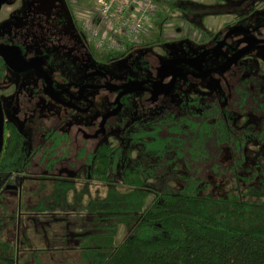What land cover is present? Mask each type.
Instances as JSON below:
<instances>
[{
    "label": "trees",
    "instance_id": "trees-1",
    "mask_svg": "<svg viewBox=\"0 0 264 264\" xmlns=\"http://www.w3.org/2000/svg\"><path fill=\"white\" fill-rule=\"evenodd\" d=\"M257 1L262 0L160 1L148 44L128 45L97 64L123 65L131 54L142 60L137 52L150 46L171 56L202 57L204 48L190 38L178 39L181 44L164 40L161 25L178 20L202 30L207 16L229 12L240 21L257 11ZM261 62L245 70L230 96L178 83L171 95L176 105L139 106L122 99L115 144L103 143L87 155L75 178L79 184L73 178L48 188L55 206L65 202L70 210L84 211L85 228L95 225L102 233L85 238L82 261L264 264V54ZM1 124L0 180H7L30 163L18 131L12 124L7 128L3 115ZM120 226L127 235L116 244Z\"/></svg>",
    "mask_w": 264,
    "mask_h": 264
},
{
    "label": "flooded vegetation",
    "instance_id": "flooded-vegetation-1",
    "mask_svg": "<svg viewBox=\"0 0 264 264\" xmlns=\"http://www.w3.org/2000/svg\"><path fill=\"white\" fill-rule=\"evenodd\" d=\"M14 1L2 0V3H13ZM262 1L260 3L263 7H257V11L264 9ZM21 4L12 11L8 19L0 22L2 24L0 25V47L17 50L20 57L31 66L30 70L17 72L10 68L0 57V94L6 95L10 91L17 95L19 103L18 118L21 119V122H24V119L27 118L21 113L36 108L41 102L53 101L62 107H70L71 112L78 110L85 113L89 111V105L85 109L79 110L75 104V101L90 104L85 97V89L104 90L110 93L103 97L104 102L108 105L103 117L81 129L72 128L69 131H63L61 128L62 120H57L52 115H46L33 127V131L27 139L18 125L7 121L3 117L7 128L12 124L20 134L22 148L28 155L30 165L26 171L13 172L7 180H0V264H51L53 263L51 253L57 250L63 253L65 249L66 252L75 250L81 254V246L87 243L85 238L92 234L98 235L99 231L95 225L85 228V224L81 220L85 217V214L83 215L82 212L75 211V209L70 210V207L64 205L65 202L59 203V207L55 206L49 191H53L54 187L63 186L65 182L71 181L73 178L79 184L80 180L75 178L84 165L87 155L93 153L103 143L111 142L115 144L114 125L117 115L123 109L122 99L128 97L131 102L139 106H144V104L176 105L171 100V95L175 92L178 83L191 90L200 88V90L214 94L217 97L224 94L230 96L234 87L238 85L239 79L245 75V70L257 66L253 63V60L256 57L260 59L263 57V45H255L230 68L225 71L221 69L228 59L248 46L245 40L264 41V25L258 27L257 33L254 32L257 29L256 26H249L246 34H244V29L236 28L237 24L244 22L251 13L246 14V17H243L242 20L235 21L232 26H226L222 31L209 34L203 31L205 40L199 45L204 48V56L198 58L193 57V55L190 57L184 56L185 54L183 56H171L166 51L165 56L171 60L165 64L161 61V64L153 72L149 61L145 58L146 54L140 50L137 53L143 55L142 60L132 56V54L128 56L130 57L129 65L136 63L137 69L130 68L132 71L146 68L150 78H143L142 73H140V76L138 75V79L126 76V84H131L113 87L109 83H103L107 80V76L104 74V68L107 64H104V66L98 65L97 61L91 56L93 51L86 46V38L76 21L73 20L75 25L74 35L76 36L74 40L61 30L64 23L62 19L55 20L53 15L39 12L31 13V11L23 8ZM248 10L247 8L242 9L246 12ZM55 22L57 23L56 30H54ZM252 34H256V36L250 37ZM178 39L168 42L181 44ZM253 49H259L260 52L249 56ZM86 51H88L87 54ZM190 53L192 54V51ZM55 56H57L59 62L68 63L73 72H79L78 80L71 81L68 86L60 85L67 82L66 79L69 77V73H62V67L55 66ZM177 60L189 62L179 63L175 65V68L164 70L166 64ZM192 61L193 63H191ZM207 61H218L220 67L202 72ZM261 63L259 66L263 65ZM125 64L127 63L125 62ZM181 65L190 68L191 72L183 71L180 68ZM175 69L179 71L176 74ZM236 70H239L236 74L237 83L233 87H228L224 78ZM29 71L35 72L38 76L37 82L29 90H25L23 86H16L12 78L9 77V74L23 75ZM217 73L221 74L219 94L212 92L209 87L199 83L202 77ZM93 76L99 77L101 83L96 86H85L83 80ZM171 82H173L172 87L168 90ZM130 85H140V87L125 88ZM75 88L79 91H75ZM125 91L126 93H123ZM62 96L67 100L62 99ZM0 107L3 114V104L1 102ZM51 120L56 121V124L51 123ZM73 133L75 137L72 138L71 134ZM78 136L81 137L80 143L76 139ZM87 142L93 143L94 147L87 150ZM74 152L75 154H73ZM56 211H60V224H63L62 229H58L60 231L59 235L56 236L60 239V242L62 241V246H59V249H52L50 245H52L51 239L54 235L50 237L51 227H53L51 219L58 214ZM75 216L79 219H76ZM66 223H68V226H66ZM37 237H39V241L44 243L45 248L42 250L36 248L35 239Z\"/></svg>",
    "mask_w": 264,
    "mask_h": 264
},
{
    "label": "rangeland",
    "instance_id": "rangeland-1",
    "mask_svg": "<svg viewBox=\"0 0 264 264\" xmlns=\"http://www.w3.org/2000/svg\"><path fill=\"white\" fill-rule=\"evenodd\" d=\"M201 3H204L206 5L214 3L215 0H199ZM22 3V4H21ZM77 6L80 8H76V11H73L70 6V3L68 0H15L13 3H8L4 2L1 3L0 5V22L3 20L8 19V17L11 15L12 11L21 4L23 8L26 10L31 11V13L34 12H39L42 14H47V15H53L54 19H62L63 20V26L61 27L62 31L64 34H66L69 38L71 39H76V36L74 35L75 32V25L74 21L77 22V24H81V21H77L78 15L80 16V19L83 21L86 19V15L88 17V11H91V8L94 7L93 0H78L76 1ZM69 4V5H68ZM2 6V7H1ZM256 7L261 8L263 5L260 3V1L257 2ZM237 14L236 13H224L220 16H207L204 22L202 23V30L199 31H194L192 34H194V38L198 36L199 32L205 31L207 34L209 33H214V32H219L222 31L226 26H232L235 24ZM74 20V21H73ZM178 21V20H177ZM176 21H171V24H176L177 26L179 24L175 23ZM0 25H2L0 23ZM57 23H54V30H56ZM264 25V10H259L257 12L252 13L247 19L242 22L241 24H237L236 28L244 29V34L247 33L249 30V26H256L257 29L254 30L255 33L258 32V27ZM198 30V29H197ZM170 30H167V34L169 36ZM156 33V31H155ZM154 36V32L152 33ZM151 35V37H152ZM256 34H252L250 37H254ZM151 37H148V39H145L143 41V44H148V42ZM202 38L205 40L204 34L201 35ZM198 38V37H197ZM173 40V39H171ZM170 40V41H171ZM91 46V47H90ZM89 49L92 50V45L89 44ZM89 50V51H90ZM134 50V49H133ZM91 56L94 58L95 61L99 62L102 60V57L107 56L108 54H104L102 49L101 50H92ZM142 53H145V58L147 61L150 63V68L153 71L161 64V61L165 64L169 60H171L169 57H166V50L161 48L160 46H150V47H144L141 49ZM259 49H253L249 56H253L257 53H259ZM88 51H86V54ZM55 66L58 68L62 67V73L67 72L69 73V77L66 79L67 82L60 84L62 86H68L69 83L75 79L78 80V77L80 76L78 71L73 72L72 68L68 66V63H61L58 61L57 56H55ZM137 57V55L135 56ZM88 57L86 58V60ZM130 57H126L125 60H123V65L118 64V63H113V64H108L104 68V74L107 76V80L103 83H109V85H112L113 87H122L126 86L131 83H127V79L125 78L130 77L133 79H138L141 75H143V78H150V74L146 68H139L137 71H132L130 67L126 66L125 62L128 63ZM72 63V62H70ZM254 64L259 65L261 63V59L256 57L253 60ZM262 64V63H261ZM219 68L220 67V62L215 61H207L206 64L203 66L202 72H208L211 70H214L212 68ZM64 68V69H63ZM180 68L185 71V72H191L190 68L181 65ZM239 70H236L235 72H232L228 75L225 76V81L227 82L228 87H233L237 83V73ZM139 75V76H138ZM219 73L217 74H211L206 77H202L201 80H199V83L203 86L209 87V89L214 92L219 94V79H220ZM9 77L12 78L16 86H23L25 90L31 89V86L37 82L38 76L35 72L29 71L26 72L23 75H16V74H9ZM136 81V80H134ZM17 82V83H16ZM83 83L85 86H96L101 83V80L99 77L93 76V77H88L83 80ZM132 83H139V82H132ZM27 86V87H26ZM69 88V87H68ZM227 89V88H226ZM79 91V89L75 88V91ZM10 91L4 94H0V102L3 104V117L10 122L15 123L18 125V127L22 130L23 134L27 139H29V136L31 135L33 131V127L39 122L40 119L45 118L46 115H52L54 118L57 120H62L63 124L61 128L63 131H69L72 128L75 129H81L89 126L90 124H93L94 121L98 118L103 117V115L106 113L108 109L107 103L104 102V98L106 95H109L110 93L104 91V90H95V89H85V97L87 100L90 102L87 103H79L78 101H75V104L77 105V108L79 110L85 109L88 105L89 111L82 113L81 111L75 110L74 112L70 111V107H62L56 102L49 101V102H41L37 105L36 108H32L31 110L28 111H23L21 114L23 116H26L27 118L24 119V122H21V119L18 118L19 116V103H18V97L14 93H11ZM115 98H117L115 96ZM62 99L67 100V98L62 96ZM113 100V98H112ZM1 108V107H0ZM2 112V110H1ZM51 123H55L56 121L51 120ZM71 137H75L74 133L71 134ZM79 143L81 142V137L78 136L76 138ZM94 147V144L91 142L86 143V148L87 150H90L91 148ZM75 154V152L73 153ZM73 156V155H72ZM71 156V158H73ZM254 160L251 161L249 164H247L248 169H253V164ZM95 187L91 188V191H94ZM101 195H104V190L102 189ZM58 212L55 217H52L51 222H53V227H51V232H50V237L54 235L51 239V244L50 247L52 249H59V246H62V241L60 242V239L56 237L59 235L60 231L58 229H62L63 224H60L61 222V215L60 211ZM79 212H82L84 215V211L79 210ZM77 219L78 217L75 216ZM79 219V218H78ZM72 220V219H71ZM52 225V223H51ZM66 226H68V223H66ZM65 228V227H64ZM102 234L101 232L97 233ZM127 235V230L124 226L118 227L116 231V236L114 239V243L119 244L121 241L125 238ZM36 243V248H40V250L44 249V243L39 241V237L35 239ZM97 248H100V245H97ZM74 252H66L64 249L63 253H60L59 250L51 253L53 256V263L51 264H89L88 262L82 261L81 260V254L78 251L73 250ZM49 254V256H51ZM90 255V253L88 252ZM38 264V263H37Z\"/></svg>",
    "mask_w": 264,
    "mask_h": 264
},
{
    "label": "built area",
    "instance_id": "built-area-1",
    "mask_svg": "<svg viewBox=\"0 0 264 264\" xmlns=\"http://www.w3.org/2000/svg\"><path fill=\"white\" fill-rule=\"evenodd\" d=\"M73 11H76V1L68 0ZM91 11L83 21L78 15L77 21H81L80 30L87 42L94 50H101L104 54L120 53L125 51L128 45L143 42L156 31L155 15L160 11V1L164 0H93ZM166 1V0H165ZM199 1V0H191ZM171 21H176L171 24ZM162 37L166 41L186 37L198 44L203 43V32L198 33V38L192 34L194 30L188 24L168 20L161 25ZM170 30V34L166 33ZM194 30V31H193ZM153 36V35H152ZM171 40V41H173Z\"/></svg>",
    "mask_w": 264,
    "mask_h": 264
},
{
    "label": "water",
    "instance_id": "water-1",
    "mask_svg": "<svg viewBox=\"0 0 264 264\" xmlns=\"http://www.w3.org/2000/svg\"><path fill=\"white\" fill-rule=\"evenodd\" d=\"M2 3V0H0V5ZM245 42L248 44V46L244 49L236 53L233 57L228 59L224 67L221 69L222 71L227 70L230 68L242 55H244L246 52H248L250 49L255 47V45L262 44L264 48V41H257L254 39H247ZM0 57L6 62V64L12 68L14 71L17 72H22V71H27L31 69V66L29 63H26L19 55L18 51L13 49V48H8V47H0ZM183 62H189L185 60H177L170 62L164 66L165 69H170V68H175L176 64L183 63ZM193 63V61L191 62ZM178 69H175V74L178 73ZM173 82H171L168 86V90L172 87ZM49 85V84H48ZM50 86V85H49ZM134 87H140V85H130L125 87L126 89L129 88H134ZM124 88V89H125ZM116 90V89H113ZM123 93H126L123 92ZM2 123V114H1V108H0V148H1V142H2V131H1V124Z\"/></svg>",
    "mask_w": 264,
    "mask_h": 264
},
{
    "label": "crops",
    "instance_id": "crops-1",
    "mask_svg": "<svg viewBox=\"0 0 264 264\" xmlns=\"http://www.w3.org/2000/svg\"><path fill=\"white\" fill-rule=\"evenodd\" d=\"M72 252H74L73 250H71Z\"/></svg>",
    "mask_w": 264,
    "mask_h": 264
}]
</instances>
